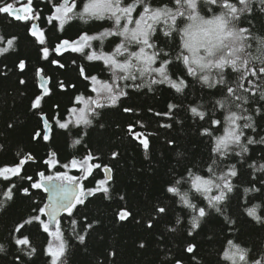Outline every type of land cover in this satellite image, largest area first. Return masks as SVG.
Listing matches in <instances>:
<instances>
[{
	"label": "trees",
	"instance_id": "1",
	"mask_svg": "<svg viewBox=\"0 0 264 264\" xmlns=\"http://www.w3.org/2000/svg\"><path fill=\"white\" fill-rule=\"evenodd\" d=\"M58 2L63 3V0ZM86 2L87 0H76L77 7L71 15L73 18L67 20L61 30L59 21L48 23L46 20L54 12L50 0H33V13H39L38 25L46 40L44 45L30 35L29 28L33 21H17L0 13V35L17 38L13 49L0 55V167L18 164L27 154L35 158L23 166L19 176L11 177L8 181L0 178V193L11 185H15L13 192L16 193L10 201L0 195V245L4 247V251L0 252V264H50L51 257L45 253L51 237L35 223L26 225L27 231L24 234L29 236L31 246L37 252L28 257L25 252L20 251L24 246L15 244V238L20 236V233L14 231L18 223H23L36 214L33 208L37 204L43 206L46 203V194L42 189H30L31 196L18 191L29 187L33 181H38L40 178L37 173L40 171L51 176L66 173L77 177L81 188L92 193L84 205H77L71 217L65 213L59 220L63 238L68 245L67 264H176L177 260H180V264H230L223 259V250L228 247L227 239H233L235 243L253 249L254 252L264 249V223L256 222L244 210L245 205L259 204V213L264 217V187L259 183L264 179V172L257 171L264 165V144L248 145L249 151L243 154V159L233 152L225 160L228 164H236L238 171L237 177L232 181L236 189L225 207L226 214L237 221L235 225H226L224 217L212 209L209 210L206 222L189 236L190 210L179 202V197L166 192L170 181L187 175L186 169L205 178L210 177L207 167L211 164L210 157L216 156L211 152L214 139L210 140L200 133L203 128L210 126L209 116L220 119L223 123V117L227 114L225 110H218L213 114L215 101L224 98L221 86L202 87L198 80L200 74L197 73L196 77L188 75L182 62L170 66V75L172 79L179 76L186 81L188 87L183 93H177L168 84L153 85L152 90L147 86L140 89L129 88V95L122 97L117 106L100 109V116L93 118L92 125L88 128L80 125L62 130L55 125L53 117L68 118V109L73 106L75 95L83 94L85 98L95 96L91 91L92 82L79 75L78 65H83L88 74L96 75L101 81L112 82L113 74L107 71L108 66L103 61H87L84 55L71 50L64 52L63 56L52 51L64 39L77 40L85 33L97 35L113 26L106 19H89L87 16L81 19L78 13L83 11V4ZM154 2L158 7L169 0ZM5 3H11L16 8L27 6V0H0V6ZM71 3L72 0H69V4ZM260 7L258 0H255L253 12L247 13L246 17L254 25L251 31L264 38V13L260 12ZM247 19L241 17L240 26H248ZM157 36H161L159 31ZM106 39L107 50L115 48V43L122 40L121 37L112 36ZM161 39L165 38L161 36ZM251 43V51L254 55L258 54L255 49L259 41ZM45 46L50 49L47 59L42 57L41 52V48ZM95 47L100 48L97 41ZM85 53H89L88 48H85ZM20 59L26 61L24 72L16 67ZM56 59L65 67L61 69L51 62ZM73 60L76 61L75 64L72 63ZM39 69H43V72L40 73ZM216 71L213 69L212 73L218 79L214 75ZM225 75L229 83L237 77L230 68L226 69ZM39 76L48 81L51 94L44 97L40 109H32L34 97L41 93ZM20 79L25 83L20 84ZM145 79L147 77L136 83H143ZM60 81L65 85L75 84L76 88L64 91L58 86ZM123 83L132 82L123 81L122 85ZM169 104L177 107L170 110ZM54 105L60 107L57 109ZM198 105L202 106L200 110L209 114L204 120L193 117L190 111V107ZM258 106L261 107L260 114L255 113ZM76 107L83 105L77 104ZM125 107L132 111L124 112ZM245 107L248 109L245 115L253 117L255 130L244 129L245 136L241 138L244 143L249 136L256 140L264 136V101L250 100ZM232 110L241 114L234 107ZM157 112L162 115H155ZM45 116L53 125L49 133L51 139L47 142L42 139L33 140L32 135L36 131H40L42 135L46 133L43 127ZM245 122L238 121L241 125ZM101 124L104 127H100ZM161 124H171L172 127L162 128ZM129 125L133 126L132 131H129ZM219 127L211 125L214 136L223 134L222 131H216ZM135 132L141 133L142 138L148 137L150 149L147 152L135 139ZM81 136H84L81 143L74 145L73 141ZM169 140L174 141V144L170 145ZM53 151L57 153L59 160L54 168L44 164V160ZM89 151L96 157L95 160H85ZM114 151L119 153L115 159L112 157ZM17 153L20 155L17 156ZM73 158L83 161V167H63ZM94 164H100L101 167L92 168L89 174L86 169ZM250 164L253 167H249ZM104 165L112 169L110 175L113 179L107 185L99 184L100 180L107 179ZM219 172L218 168V175ZM27 176L33 179H25ZM105 186L109 188V193L96 191ZM252 187L261 188V191L244 193L245 188ZM120 197L124 199L121 200ZM193 202L199 206L206 204L203 198L193 199ZM158 207H165L168 215L158 216ZM121 210L131 211L135 220L119 221L118 213ZM84 217L88 219L84 220ZM177 217L180 218L179 225L176 224ZM42 218L47 220L43 214ZM73 219L77 221L76 224L72 223ZM88 223L93 224L92 229L86 228ZM149 223L153 225L152 229L147 227ZM51 225L55 227L54 223ZM73 228L77 233L85 235L83 244L73 234ZM171 228H176V232H170ZM230 228L236 231H229ZM188 243L197 245L194 253H186ZM141 244L144 247H140Z\"/></svg>",
	"mask_w": 264,
	"mask_h": 264
},
{
	"label": "snow or ice",
	"instance_id": "2",
	"mask_svg": "<svg viewBox=\"0 0 264 264\" xmlns=\"http://www.w3.org/2000/svg\"><path fill=\"white\" fill-rule=\"evenodd\" d=\"M255 0H169L168 3H161L160 6H155L154 0H87L83 4V11L78 13L81 19L85 15L89 19L109 20L113 26L105 29L99 35L83 34L77 40L69 41L64 39L57 43L52 49L57 55L63 56L64 52L71 50L72 52L84 55L87 61H103L108 66L107 71L112 72V82L101 81L96 75H90L86 72L83 65H78L79 75L84 80L92 82L91 91L95 96L84 97L83 94L75 95L73 98V106L68 109V118L53 117L55 125L62 130H70L72 128L84 125L88 128L92 125L93 118L100 116V109H106L117 106L122 97L129 95L127 89H140L145 86L152 90L153 85L168 84L176 90L177 93H183L188 87L186 81L177 76L172 79L170 75V66L176 62H182L187 68V74L193 77L197 76V72L204 73L198 77L201 86L208 88H216L221 86V92L224 96L222 100H216L213 105V114L218 110H225L227 114L223 117V123L220 119H213L209 116L210 126L201 130L202 136H207L210 140L214 139V146L211 152L215 153V157H210L211 164L207 167L209 178L193 172L191 169H186L187 175H181L179 179L170 181L166 186V192L171 193L174 197H179L181 202L191 214V229L189 236L201 227L203 222H206L210 215V211L214 209L215 213H219L224 217L226 225H235L236 220H233L225 212L227 201L230 200L231 194L234 193L236 185L233 184V178L237 177L238 171L236 164H228L225 162L229 158V154L235 152L237 156L243 159V154L249 151L248 145L264 144V136L259 140L249 136L247 142H242V137L245 136L244 129L255 130V122L252 115H245L248 109L245 107L250 100L264 101V38L255 35L251 31L254 27L252 20L247 19L246 14L253 12V3ZM260 12L264 13V0H258ZM54 12L46 17L48 23L54 20L60 22L61 30L67 20L73 17L69 14L77 7L76 0H63V3L52 2L50 0ZM33 0H27V6L16 8L11 3H5L0 6V13L7 14L13 19L22 22L38 21L40 19L39 13H33ZM139 10V11H138ZM241 17L247 19L248 26H240ZM161 36H157V32ZM32 37H39V44L46 43L44 32L38 31V25L31 23L29 28ZM122 37L119 43H115L114 51L106 53L103 51L104 40L107 37ZM17 38H6L0 35V55L8 53L13 49L14 42ZM99 40L101 51L97 53L92 49V41ZM251 41H259L255 51L256 55L251 51L253 45ZM85 48L92 49L90 53H85ZM138 49V50H133ZM63 50V51H62ZM42 57L47 59L50 55V49L45 46L41 48ZM53 64L58 65L59 68H64L65 65L59 59L52 60ZM76 63L75 60L72 61ZM16 67L20 72H24L26 68V61L20 59ZM231 69L233 73L237 74L236 79L229 83L225 71ZM215 72L213 77L212 70ZM40 73L43 69L38 70ZM122 73V74H118ZM155 74V76L153 75ZM147 77L143 83H136V81ZM121 81L132 83H123ZM20 84H24L23 79L19 80ZM60 89L67 91L69 88L75 89V84H67L63 81L58 82ZM42 92L36 95L31 103L32 109H40L44 97L51 94V90L40 85ZM239 102V103H237ZM77 104H82L83 107H76ZM59 108V105H54ZM177 106L169 104L168 108L174 109ZM202 106L198 105L190 107L193 117H198L204 120L208 112L200 110ZM237 111H233L232 108ZM124 112H131L132 109L125 107ZM151 111V109H149ZM255 113H261V107L255 108ZM155 115L160 116L157 112ZM246 121L243 125L238 121ZM211 125L220 126L216 131H222V135H215ZM162 128H171V124H161ZM12 127V125H9ZM43 127L48 130V133L41 134L36 131L32 135L33 140H43L45 142L51 139L49 133L52 131V123H49L48 118H43ZM100 127H104L103 124ZM132 125H129V131H132ZM87 132H84V136ZM135 139L143 147L145 152L150 149V141L148 137L139 132L133 133ZM74 140L73 144L78 145L83 140ZM168 143L174 144V141L169 140ZM239 149V151H236ZM20 153H17L19 156ZM119 153L112 152V157L115 159ZM180 155V153H177ZM223 158V159H222ZM35 158L31 154H27L24 159H21L18 164L13 166L0 167V178L5 181L11 177L19 176L22 172L23 166L28 161H33ZM96 157L88 152L85 160L92 161ZM59 163L57 153L51 152L44 164L50 167H56ZM83 167V161H77L75 158L64 164L63 167ZM100 164H94L86 171L91 174L92 168H100ZM253 167V165H249ZM220 169L219 175L217 169ZM103 170L111 173L112 169L104 165ZM199 171V169H198ZM257 171L264 172V165H261ZM38 181H33L29 187L22 190L23 195L31 196L30 189H42L44 192H51L49 197L50 203H43V206L37 204L33 208L30 219H26L23 223H18L14 229L15 232L20 233L18 238H15V244L21 247L20 251L25 252L28 257H32L37 249L31 246L26 225L36 224L44 233H48L53 240H50L47 245L46 255L51 257L50 264H67L66 254L68 252V245L63 238L60 229V222L57 216L60 212H65L69 217L73 215V210L77 205H84L87 195L92 194L90 190L86 192L85 189L79 190L74 187L78 183V178L68 176L66 173H56V175H46L44 171L37 173ZM27 180H32L31 176L25 177ZM113 177L109 175L107 179L99 181L101 185H107ZM55 180L62 181L61 184H52L50 187L45 185V181L51 182ZM66 182V183H65ZM261 187H264V179L259 181ZM186 186V187H185ZM15 185L6 188L0 195H3L7 200H12L16 193L13 192ZM96 191H101L105 194L109 193L107 186L98 188ZM261 188L252 187L245 188L244 193L260 192ZM83 197V198H82ZM191 197V198H190ZM203 198L206 200L204 206H199L193 202V199ZM121 200L124 197H120ZM2 206V204H0ZM260 205H245L244 210L249 217H252L258 223H264V217L259 213ZM158 216L168 215L165 207L156 208ZM42 214L47 216V220L42 218ZM84 217V220H87ZM118 219L122 222H128L130 219L135 220V216L131 211L121 210L118 213ZM55 221V230L51 229L52 222ZM76 224V220H72ZM180 218L177 217L176 224L179 225ZM149 229L153 225H147ZM87 229H92L93 224L88 223ZM23 230V231H22ZM170 232L175 233L176 228L169 229ZM229 231L235 232L236 229L230 228ZM73 234L80 241L81 244L85 242V235L76 232L73 228ZM54 241V242H53ZM227 248L223 250V259L229 261L230 264H264V249L257 250L242 247L235 243L233 239H227ZM140 247H144L143 244ZM197 249L195 243H188L185 251L186 253H194ZM4 251L3 245H0V252ZM115 255V253H112ZM195 259V256L192 257ZM20 259V257H16ZM180 264V260L176 261Z\"/></svg>",
	"mask_w": 264,
	"mask_h": 264
},
{
	"label": "rangeland",
	"instance_id": "3",
	"mask_svg": "<svg viewBox=\"0 0 264 264\" xmlns=\"http://www.w3.org/2000/svg\"><path fill=\"white\" fill-rule=\"evenodd\" d=\"M125 2H127V1H125ZM85 17H86V15H85ZM99 34H97V36H98ZM122 38V37H121ZM123 39V38H122ZM98 42V44H99V46H100V41L99 40H94V41H92L91 43H92V49H95L96 51H97V53H99L100 51H101V48H99V47H95V42ZM92 49H89L88 48V50H89V53L92 51ZM108 48H107V39H105L104 40V45H103V51L104 52H106V53H111L112 51H114V48H112V49H110V50H107ZM133 50H138V49H133ZM198 74H200V75H202V74H204V73H200L199 71L197 72ZM118 74H122V73H118ZM154 76H155V74H153ZM122 82L123 81H121L120 83H121V85H122ZM51 227V229L52 230H55V227L54 226H50ZM51 240H53V238L51 237ZM54 242V241H53Z\"/></svg>",
	"mask_w": 264,
	"mask_h": 264
},
{
	"label": "water",
	"instance_id": "4",
	"mask_svg": "<svg viewBox=\"0 0 264 264\" xmlns=\"http://www.w3.org/2000/svg\"><path fill=\"white\" fill-rule=\"evenodd\" d=\"M36 24H37V23H36ZM38 31H40L39 28H38ZM36 38L39 39V37H36ZM39 77H40V85L43 84V85L46 86V84H47V80H45V79L42 78L41 76H39ZM43 118H44V117H43ZM106 174H107V177L110 175V173H107V172H106ZM44 183H45L46 186H49V187H50L52 184H57V185H59V183H58L57 181H51V182L45 181ZM74 187L77 188V189L79 190V187H78L77 184H75ZM51 195H52L51 192H46V196H47L46 202H47V203H50L49 197H50ZM63 213H64V212H60V213L58 214V216H57V219L60 218V216H61Z\"/></svg>",
	"mask_w": 264,
	"mask_h": 264
},
{
	"label": "bare ground",
	"instance_id": "5",
	"mask_svg": "<svg viewBox=\"0 0 264 264\" xmlns=\"http://www.w3.org/2000/svg\"><path fill=\"white\" fill-rule=\"evenodd\" d=\"M88 197H89V195H88Z\"/></svg>",
	"mask_w": 264,
	"mask_h": 264
}]
</instances>
